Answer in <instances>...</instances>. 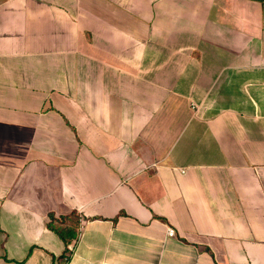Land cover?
<instances>
[{
    "label": "crops",
    "instance_id": "0c3cea01",
    "mask_svg": "<svg viewBox=\"0 0 264 264\" xmlns=\"http://www.w3.org/2000/svg\"><path fill=\"white\" fill-rule=\"evenodd\" d=\"M50 214L68 264H264V0H0V264Z\"/></svg>",
    "mask_w": 264,
    "mask_h": 264
},
{
    "label": "trees",
    "instance_id": "16d2710c",
    "mask_svg": "<svg viewBox=\"0 0 264 264\" xmlns=\"http://www.w3.org/2000/svg\"><path fill=\"white\" fill-rule=\"evenodd\" d=\"M56 219V217H54L52 214H50V219L48 222V226L52 227L54 230H56L61 238L63 239L64 243H65V253L62 254V256H60L59 258H64V257H69L68 254L70 253V250L72 248V245L74 244V240L76 237H72V236H68V233H66L65 235V230L66 228H59V227H55L53 225V221Z\"/></svg>",
    "mask_w": 264,
    "mask_h": 264
},
{
    "label": "built area",
    "instance_id": "2783aa9c",
    "mask_svg": "<svg viewBox=\"0 0 264 264\" xmlns=\"http://www.w3.org/2000/svg\"><path fill=\"white\" fill-rule=\"evenodd\" d=\"M166 232H167L168 235H173V229L170 228V227L167 228ZM68 258L69 257H64V258H61V259L59 258L57 264H68Z\"/></svg>",
    "mask_w": 264,
    "mask_h": 264
}]
</instances>
